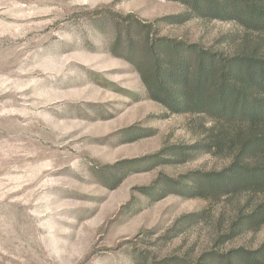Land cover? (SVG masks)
Wrapping results in <instances>:
<instances>
[{"label":"rangeland","instance_id":"rangeland-1","mask_svg":"<svg viewBox=\"0 0 264 264\" xmlns=\"http://www.w3.org/2000/svg\"><path fill=\"white\" fill-rule=\"evenodd\" d=\"M187 11L181 0H0V264L195 262L264 240L263 228L217 241L235 200L187 188L229 161L185 147L209 120L149 98L112 52L130 13L209 45L239 29Z\"/></svg>","mask_w":264,"mask_h":264},{"label":"trees","instance_id":"trees-1","mask_svg":"<svg viewBox=\"0 0 264 264\" xmlns=\"http://www.w3.org/2000/svg\"><path fill=\"white\" fill-rule=\"evenodd\" d=\"M181 1L188 7L186 20L213 18L239 29L209 45L162 35L161 19L143 22L130 13L116 20L111 49L137 68L149 98L172 113L209 120L202 139L185 147L229 161L192 173L187 188L210 201L235 200L218 232L217 241L227 242L264 228V0ZM151 264H264V240L257 248L205 252L195 262L156 256Z\"/></svg>","mask_w":264,"mask_h":264}]
</instances>
